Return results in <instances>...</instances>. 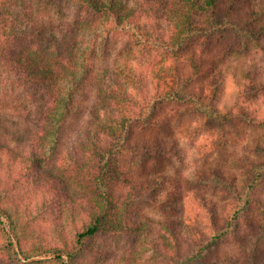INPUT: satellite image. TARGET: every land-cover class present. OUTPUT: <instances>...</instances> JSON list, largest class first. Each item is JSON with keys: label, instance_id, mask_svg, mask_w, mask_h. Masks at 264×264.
I'll list each match as a JSON object with an SVG mask.
<instances>
[{"label": "trees", "instance_id": "trees-1", "mask_svg": "<svg viewBox=\"0 0 264 264\" xmlns=\"http://www.w3.org/2000/svg\"><path fill=\"white\" fill-rule=\"evenodd\" d=\"M67 7L80 14L71 25L49 13L62 16ZM33 10L37 18L26 16ZM263 40L262 0H0V115L22 99L15 112L30 119L44 103L26 153L0 146V264H82L97 240L130 234L161 264H264L263 141L238 158L239 170L210 164L187 177L188 186L203 184L224 200L192 187L195 218L186 213L190 194L168 189L176 183L167 174H151L180 157V138H211L215 129H238L240 117L257 119L242 111L264 95L249 67L235 80L233 104L223 108L221 96L224 65L264 53ZM184 119H191L187 127L175 129ZM49 163L81 175L88 191L57 185L60 177L44 168ZM16 189L76 203L66 223L50 228L55 239L30 238L12 208ZM45 196L32 218L50 212ZM64 224L69 235L59 230ZM226 242L241 250L221 252Z\"/></svg>", "mask_w": 264, "mask_h": 264}, {"label": "rangeland", "instance_id": "rangeland-1", "mask_svg": "<svg viewBox=\"0 0 264 264\" xmlns=\"http://www.w3.org/2000/svg\"><path fill=\"white\" fill-rule=\"evenodd\" d=\"M262 4L264 6V0H262ZM22 10L21 20H24V8H20ZM16 11L19 12L18 7H16ZM37 11V9H36ZM35 10L25 12L26 16L32 15V18H37V13ZM65 12L62 16L57 14L56 10H52L49 12L54 20L61 19L62 21H66L68 24H72L74 19L80 16L78 11L73 8H65ZM41 14H44L41 11ZM11 19V18H10ZM12 20V19H11ZM65 24L61 29V33L59 34L62 39V34L68 33V28L70 25ZM264 43V40L262 41ZM121 44L118 42L115 44L114 48H109L110 56L115 53V50L120 49ZM246 67L258 73L260 79L264 82V53L258 52L257 54H251L249 56L242 57H233L231 58L225 65V82L223 87V92L221 96V106L225 108V106H231L233 104V97L236 91L235 80L237 77H240L243 70ZM145 73L149 72V66H144ZM264 89H261L257 94L258 96L262 93ZM264 93V92H263ZM88 97L83 98L82 104L89 105L90 99L92 98L91 91L88 92ZM258 99V98H257ZM258 101L245 104L242 109L245 114H252L255 118L252 122H247L241 117L237 120H234L235 124L238 126V129H234L231 126H227L226 131L223 134L222 131L219 132L218 129L214 130V134L210 137L205 136L206 133L200 135L199 137H193L188 139L187 136L180 138V157H173L171 160H163L162 166L155 168L152 167V175L155 174H167L169 176V181L175 182L174 185H169L168 189L170 190H185L188 195L193 191H199L197 193L202 194L203 192L207 193V195L211 198L217 200L219 204H223L224 200L220 197V191H217L215 194L211 192V190H206L203 186H188L187 177H190L195 171L201 170L202 167L209 166L210 164L217 165L221 169H234L236 167V162L239 160L238 158L249 155L253 153L251 150V145L254 144L256 140L264 142V129L261 128L260 125V117H264V95L259 96ZM256 100V99H255ZM44 103L38 102L37 108L39 110L35 111L31 115V118L17 114L15 112V107L22 106V99H19L16 103H12L11 105H15L14 108L6 106V114L0 115V146L10 148L18 153H26L29 147L30 138L37 131V128L32 124L36 121V116H39L41 107ZM30 107V104L26 105ZM35 107V106H34ZM83 107V106H82ZM32 109H35L32 107ZM257 115V116H256ZM38 119V117H37ZM222 121L225 118H221ZM248 119V118H247ZM30 120V121H28ZM191 119H184L181 123H175V129L182 130L187 127V123L190 122ZM226 126V125H225ZM260 126V128L258 127ZM6 127V128H5ZM75 134V133H74ZM73 134V135H74ZM222 135V136H221ZM228 136L229 143L225 144L224 137ZM151 138H154L155 135L149 133ZM75 137L72 136L70 140H73ZM208 141V142H207ZM208 143L209 145H204ZM2 151V150H1ZM3 159H8V155L5 151L1 152ZM44 168L48 171L54 172L56 176L60 177V181H55L54 177L50 179L57 183V185H64L66 182H69V186L71 191L75 192L78 189L88 191V185L85 183L84 179L81 175L76 174L74 171H66L62 172L58 169H55V166L49 163V165H44ZM239 170L238 167H236ZM150 170V168L148 169ZM44 179V178H43ZM63 182V183H62ZM62 183V185H61ZM171 183V182H169ZM73 185V186H71ZM195 188V190L192 189ZM222 193V192H221ZM14 195L17 198L16 207L12 206L18 212V220L25 224L28 227L29 232L31 233L30 238L35 239L40 242L43 238L50 237L51 239H55L56 233L52 232V225L55 223H61L62 221L66 223L65 219L70 215V209L74 211L75 204L73 206V200L67 199L65 200L62 195L55 196L51 199V194L47 193L46 196L41 194L38 191L33 192L30 190H15ZM193 195L190 194L187 204V215L191 218H195L196 215L191 212V209H195L196 211L200 210V206L193 205L190 201L193 198ZM43 196H45L46 207L50 210L48 214H44L38 216L36 219L32 218L35 215V212L40 208V200H42ZM192 196V197H191ZM187 197V196H186ZM28 203L31 207L28 208V212H26V205L23 203ZM52 207L54 208L53 212L56 210H62L59 212L53 213L52 216ZM65 211V212H64ZM77 211V210H76ZM201 213V211H199ZM30 213V215L28 214ZM77 213V212H76ZM150 218L161 219L163 214L159 212H149ZM61 214L63 217L58 218L55 216ZM199 220L205 221L204 217H200ZM61 221V222H60ZM200 222V221H198ZM201 224V222L199 223ZM60 231H64L67 235H69V230L66 229L65 224L59 226ZM155 236V235H154ZM143 240H141L136 235H125L120 238H112L106 237L104 239H99L96 241L95 251L91 254H86L84 259L82 260V264H161L159 260H156L152 256V252L149 249H146L147 244L145 245V250L142 249ZM135 248H137L135 250ZM237 249L241 250V248H234V244L230 242H226V245H222L221 252H233Z\"/></svg>", "mask_w": 264, "mask_h": 264}]
</instances>
